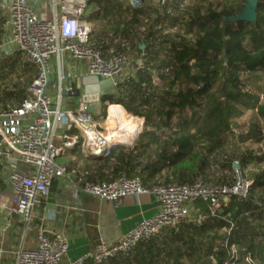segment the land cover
<instances>
[{"label": "trees", "instance_id": "obj_1", "mask_svg": "<svg viewBox=\"0 0 264 264\" xmlns=\"http://www.w3.org/2000/svg\"><path fill=\"white\" fill-rule=\"evenodd\" d=\"M89 1L95 6L88 16L94 25L92 40L105 51L117 46V39L135 41L146 33L143 42L134 43L143 66L136 64L134 75L117 86L118 95L103 94L100 104L122 105L125 116L113 109L114 119L123 121L121 142L134 143L144 116L142 136L132 149L121 145L97 158H86L75 149L73 153L86 162L88 179L126 175L139 176L145 185L201 179L232 185L236 159L243 167L264 162V156L243 145L250 138L260 140V126L235 134L247 111L264 117V0L259 1L255 21L231 20L247 0H144L139 6L130 0ZM34 72L20 51L1 59L0 107L24 100L23 78L28 74L32 80ZM62 162L70 170L74 165ZM215 165L221 174L219 184L212 182ZM2 167L0 161V187ZM158 175L164 181L157 180ZM253 177L248 195H233L219 215L165 228L104 264H264V170ZM56 178L60 177L52 183ZM196 207L208 212L206 202L197 201Z\"/></svg>", "mask_w": 264, "mask_h": 264}, {"label": "built area", "instance_id": "obj_2", "mask_svg": "<svg viewBox=\"0 0 264 264\" xmlns=\"http://www.w3.org/2000/svg\"><path fill=\"white\" fill-rule=\"evenodd\" d=\"M42 1L0 2L5 29L0 50L10 44L13 51L22 52L36 70L34 78L26 86L24 100L18 105L0 107V161L6 163L1 174L11 185L8 207L11 214L27 222L32 220L54 177L66 178L76 194L84 193L108 201L130 195L153 194L160 204L158 213L144 219L114 242L100 238L93 250L67 263L104 264L111 258L130 252L141 240L155 237L165 228L177 227L185 220L201 223L209 215H219L233 195L240 198L248 195L254 183L253 176L264 170V162L243 167L236 159L232 185H212L196 180L192 183L159 182L148 186L139 176L126 175L92 181L77 170L78 178L74 180L72 171L62 162L69 150L79 146L84 153L107 156L114 144L106 140L103 124L93 118L88 110L91 103L83 97L76 112L61 110V83L64 79L61 67L65 57L86 61L89 74L111 78L115 86L122 84L127 76H133L136 64L137 67L143 66V59L132 55L130 43L125 40L117 39L120 48L112 46L108 51L92 40L94 25L85 15L89 10V0H48L52 18L43 17L38 12L36 4ZM130 1L139 6L144 0ZM53 57L58 59L61 70L51 86ZM154 77L159 80L157 75ZM261 101L264 102L263 94ZM100 104L101 101L94 102L95 111L100 109ZM258 125L261 127L260 140L250 138L243 144L250 145L255 155L264 156V123ZM250 129L249 126L241 127L235 129V134H245ZM96 138L103 142L98 149L91 146V141ZM197 201L206 202L208 212L191 206ZM68 251L69 241L63 233L41 226L37 233V246H22L17 251L15 264H59Z\"/></svg>", "mask_w": 264, "mask_h": 264}, {"label": "crops", "instance_id": "obj_3", "mask_svg": "<svg viewBox=\"0 0 264 264\" xmlns=\"http://www.w3.org/2000/svg\"><path fill=\"white\" fill-rule=\"evenodd\" d=\"M36 7L41 16L53 17V13L48 9V4L43 3V1L36 4ZM1 19L2 10L0 9ZM4 36L5 29L2 39ZM132 55L136 57L135 53H132ZM4 56L1 49L0 58L2 59ZM51 64L53 66L51 79L55 82L62 68L64 73V79L61 83L62 89L64 81L68 79L69 87L63 89V96L65 90L68 95V90L72 89L75 84V78L79 79L84 74H89L86 61L65 57L63 67L60 68L58 59L53 57ZM81 97L82 94L77 101V108ZM120 106L122 105H113L110 107V111L113 113V108L117 107L124 112ZM61 110L73 109L67 103L65 108L61 106ZM75 149L81 150L80 147H75L69 150L63 159L74 163L71 167V177L74 180L78 178L79 173H84L86 170V162L73 153ZM81 152L86 158L98 157L91 155V153H84L82 150ZM2 163L3 170L6 168V163ZM2 178L4 186L0 187V264H15L17 251L22 246L36 247L37 233L41 226L61 232L67 237L69 241L68 255L59 263L67 264L69 261H73L93 250L100 238H104L107 242H114L136 227L141 221L160 211L159 201L153 194L130 195L117 201H108L84 193L76 194L66 178H56L48 194L42 198L40 204L36 207L32 220L27 222L20 216L9 212L8 207L11 201L12 189L7 177L2 176ZM153 183L154 181H150L148 185L150 186Z\"/></svg>", "mask_w": 264, "mask_h": 264}, {"label": "rangeland", "instance_id": "obj_4", "mask_svg": "<svg viewBox=\"0 0 264 264\" xmlns=\"http://www.w3.org/2000/svg\"><path fill=\"white\" fill-rule=\"evenodd\" d=\"M215 1L216 0H206V3H208V2H215ZM156 2H157V0H156ZM43 3L48 4V9L51 8L50 7L51 5L49 4V1L48 0H43ZM186 3L188 4L189 1L186 2ZM183 7H184V5H183ZM88 9L89 10L87 11V14H85L87 17L89 16V14L91 12L94 11L95 6L90 3ZM145 33H146L145 31H142L141 32L142 37L140 39L135 40V41L134 40L133 41L125 40V41H127V42L130 43V50H129L130 52L135 53L134 43L136 44V43H139V42L140 43L143 42ZM32 73L33 72L31 71L30 74H32ZM83 78L86 81L87 80L89 81L91 78H96L97 81H100L101 86L103 88V93L104 94H113V95H116V96L118 95L119 89H118L117 86L114 85L113 80L111 78H104V77H99V76H95V75H91V74H84L83 77H81L79 79L78 78H75V80H74L75 81L74 86L72 87V89H69L68 90V92H69L68 95H64L63 96V100H62V103H61V106L62 107L65 108L66 104L68 103L72 107L73 111L76 112V110H77V101L79 99V96L81 95L79 93V85L81 83V79H83ZM23 79H24V81H26V85L28 84L29 81H31V80H29V75L28 74L25 75ZM54 82H55L54 80L51 81V83H50L51 86H52V84ZM64 82L65 83H64L63 89H67L69 87L68 79L65 80ZM57 106H58V103H57ZM122 114H123V112H122ZM93 118L103 124V127H104L105 132H107V130L109 132L112 130V132H113V131H115V128H117L116 129L117 131H115V136L113 138L116 141L113 143L114 145L111 147L112 149L117 148V147L120 148L121 145L124 146L126 149H132L138 143V141L140 140V138L142 136L143 127L140 128L139 134L135 138L134 143H123V142H121V137L120 136H122V133L120 132V129L122 128L121 122H123V121L118 116H115V119H114V114L110 111L109 106H107L106 108L102 107L98 111H95V113L93 114ZM238 123H239L240 127L249 126L250 128H253V125H258L259 123H264V117L258 116L257 111L249 110V111H247L245 113V115L241 119H239ZM113 128H114V130H113ZM243 145H244V148L247 147L245 144H243ZM232 149H233V147L230 146V148L227 149V150H228V152H231ZM146 155L148 156L149 153H146ZM217 168L218 167L216 165L215 166H212V168H211L212 169V172H214V180L212 182L213 183L215 182V184H219L220 183L217 180L219 179V176L221 174H220V171L217 170ZM162 176H163V174H162ZM156 179L159 180V181H164V178L163 177H160L159 175L157 176ZM201 180L203 181V179H201ZM191 206L196 207V203L194 205L191 204ZM229 264H231V263H229Z\"/></svg>", "mask_w": 264, "mask_h": 264}, {"label": "water", "instance_id": "obj_5", "mask_svg": "<svg viewBox=\"0 0 264 264\" xmlns=\"http://www.w3.org/2000/svg\"><path fill=\"white\" fill-rule=\"evenodd\" d=\"M260 0H247L246 5L242 12L234 17L231 18L232 21L236 20H245V21H255L257 18V8L259 5ZM145 45L143 44L142 48ZM2 50L4 52V55L9 54L13 51V48L10 44L5 45L2 47ZM79 93L82 94V97L89 101L91 104L88 107V110L94 114L95 113V107L94 102H100L102 99L103 88L101 86L100 81H97L96 78H91L89 81L82 79L80 85H79ZM64 95H67V91H64ZM142 123H144V116H142ZM143 127V124L141 125V128ZM95 156H102L100 154H91Z\"/></svg>", "mask_w": 264, "mask_h": 264}, {"label": "bare ground", "instance_id": "obj_6", "mask_svg": "<svg viewBox=\"0 0 264 264\" xmlns=\"http://www.w3.org/2000/svg\"><path fill=\"white\" fill-rule=\"evenodd\" d=\"M114 109V108H113ZM121 110V109H120ZM141 125H142V123H140V128H141ZM117 128H115V131H117L116 130ZM113 130H114V128H113ZM115 131H113L112 132V130L109 132L108 130H107V132H105V138H106V140L110 143V144H113L116 140H114L113 138H114V136H115ZM112 132V133H111ZM111 133V134H110ZM110 134V135H109ZM118 142V141H117ZM102 144H103V142H101L99 139H93L92 141H91V146H93L94 148H96V149H98V148H100L101 146H102Z\"/></svg>", "mask_w": 264, "mask_h": 264}]
</instances>
